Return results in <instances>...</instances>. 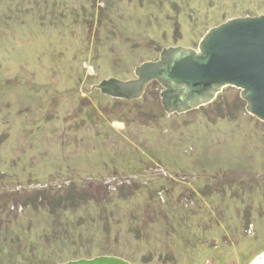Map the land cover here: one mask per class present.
<instances>
[{"label": "rangeland", "instance_id": "374dc122", "mask_svg": "<svg viewBox=\"0 0 264 264\" xmlns=\"http://www.w3.org/2000/svg\"><path fill=\"white\" fill-rule=\"evenodd\" d=\"M264 0H0V264H264V120L240 88L168 113L129 79ZM116 122V123H115Z\"/></svg>", "mask_w": 264, "mask_h": 264}, {"label": "water", "instance_id": "95a60500", "mask_svg": "<svg viewBox=\"0 0 264 264\" xmlns=\"http://www.w3.org/2000/svg\"><path fill=\"white\" fill-rule=\"evenodd\" d=\"M129 79L108 77L93 86L114 97L133 99L147 93L148 83L162 85L161 102L168 113L211 102L223 86L240 88L246 109L264 120V13L239 15L210 27L197 48L164 47ZM116 123V122H115ZM57 264H131L114 254L81 257Z\"/></svg>", "mask_w": 264, "mask_h": 264}, {"label": "trees", "instance_id": "16d2710c", "mask_svg": "<svg viewBox=\"0 0 264 264\" xmlns=\"http://www.w3.org/2000/svg\"><path fill=\"white\" fill-rule=\"evenodd\" d=\"M214 99H215V98H214ZM214 99H213V100H214ZM213 100H212V101H213ZM212 101H211V102H212ZM209 103H210V102H209Z\"/></svg>", "mask_w": 264, "mask_h": 264}]
</instances>
